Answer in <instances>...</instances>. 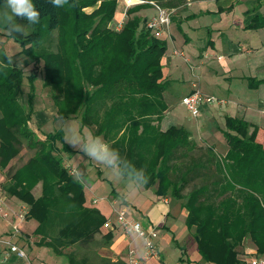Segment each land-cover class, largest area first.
Wrapping results in <instances>:
<instances>
[{
	"label": "trees",
	"instance_id": "obj_1",
	"mask_svg": "<svg viewBox=\"0 0 264 264\" xmlns=\"http://www.w3.org/2000/svg\"><path fill=\"white\" fill-rule=\"evenodd\" d=\"M155 1L178 7L187 0ZM33 3L40 12L31 34L37 40L42 30L51 33L63 21L61 8H54L48 0ZM147 3L129 7L123 28L116 30L109 23L114 20L118 0H69L72 21L65 44L61 46V40L55 51L38 53L22 41V52L36 65L44 62L45 84L54 90V118L79 117L83 127L88 126L122 157L145 170L149 177L145 188L156 185L159 195L167 196L171 190L176 199L186 196V224L204 261L245 264L238 257V248L247 235L256 243L257 252L264 254V146L257 141L259 127L244 118L227 116L224 135L228 150L223 156L211 146L200 148L183 126L161 130L159 120L168 108L162 65L167 43L145 25L139 31L144 20L136 12ZM2 4L4 0H0ZM84 7L95 9L86 13ZM262 21L264 25V15ZM35 69L28 77L30 89L24 104L20 98L23 68L8 63L0 52V170L7 169L6 193L26 202L28 218L38 222L36 243L60 255L70 246L88 244L107 218L100 209L86 204L84 186L65 167V158L75 150L64 143L62 129L48 132L42 139L30 127L36 112ZM17 130L35 151L8 174L12 159L23 152L24 142ZM193 177L194 188L183 194ZM40 183L42 193L36 197L33 189ZM69 261L76 264L71 258ZM99 264L124 263L101 257Z\"/></svg>",
	"mask_w": 264,
	"mask_h": 264
},
{
	"label": "crops",
	"instance_id": "obj_2",
	"mask_svg": "<svg viewBox=\"0 0 264 264\" xmlns=\"http://www.w3.org/2000/svg\"><path fill=\"white\" fill-rule=\"evenodd\" d=\"M140 3V0H134L130 6ZM123 4L124 0L121 10L118 8L115 13L114 22L121 21V11L127 9ZM156 12V5L148 4L136 14L146 21ZM263 15L264 0H190L181 9H177L172 17L171 36L164 37L167 50L162 58V65L163 79L167 83L164 96L168 108L159 120L161 130L183 126L190 131L191 138L193 134H199L198 137L203 139L201 142L194 135L198 146H211L216 149V146L226 145L227 151L228 142L224 135L226 117L236 116L258 126L259 138L264 131V25H261ZM255 19L257 21H254ZM175 50L184 54H176ZM186 68L190 75L182 72ZM178 71L182 74H177ZM195 85L205 93L218 91V95L232 102L215 107L202 103L200 114L192 117L188 109L183 112L180 107L184 106L182 97L192 92ZM56 114V107L50 106L47 110L35 112L34 118L41 126ZM72 157L73 155L65 158V161L72 164ZM7 177V169L0 170L2 185ZM98 179L103 182L108 180L113 186L111 192L102 196L91 190L94 182L85 190L87 203L100 209L102 214L106 218L110 217L113 222L110 227L103 225L97 233L98 236L102 232L108 242L103 245L105 253L101 255L113 262L128 264L130 245H139L141 242L126 235L117 223L115 210L120 208L141 220L146 227L158 228L160 256L153 258L149 264H164L166 248L173 243L181 249L179 259L173 260V264L199 263L201 255L192 230L188 228L186 221H178L176 208L168 196L159 195L152 188L143 187L124 201L120 198L124 191L122 183L119 189L120 182L112 181L107 176ZM181 214L187 216L188 210H182ZM37 225L35 219L27 218L22 224V233L14 234L11 223L0 216V264H63L50 247L35 242L34 230ZM184 231H187V234ZM6 240L24 249L26 257L12 251L10 245L4 242ZM192 252L194 257L189 255Z\"/></svg>",
	"mask_w": 264,
	"mask_h": 264
},
{
	"label": "rangeland",
	"instance_id": "obj_3",
	"mask_svg": "<svg viewBox=\"0 0 264 264\" xmlns=\"http://www.w3.org/2000/svg\"><path fill=\"white\" fill-rule=\"evenodd\" d=\"M127 1L124 0L123 5L126 6V8L128 9V7H131L130 4L133 2L127 3ZM140 1L142 3L148 2L146 5H148V4L159 5V3L155 0H147V1L146 0H140ZM189 1L190 0H187L186 2L179 5L178 7H167V6H163V5H161V6L166 7V8H170V9H174V11L172 13V17H173V15L177 11V9H179V8L181 9V7H183L185 4H188ZM119 2L122 3V0L118 1L117 9L119 8L118 10H121L122 5ZM99 4H100V2L98 3V6H99ZM94 9H95L94 7H84L83 11H85L86 13H91ZM127 9L121 11V21H118V22L111 21L109 23V26L112 29H114L116 27L117 28L120 27L119 30H121L123 28L126 20L128 19V16H129L127 14ZM4 10H5L4 4L0 5V13H2ZM61 16H62L63 25H61L60 28H58L57 30H55L51 33H48L47 31L42 30L43 35L41 37H38L37 40H35L34 36H31V34L35 30V28L32 25L29 26L27 24H24L25 25V33L22 35L21 34L9 35L6 31V29L4 28V26L0 25V52L13 55L14 63L16 65H18L19 67L23 68V71H24L23 93L20 95L21 102L24 104H27V94H28L29 89H30V83H29L28 77L30 74H32V72H34V70H36L35 67L38 70V76L35 80L36 92H35V99H34V104H35L34 109L36 112L44 110V109L47 110L48 107L50 108V106H54V99H53L54 90H52V88L50 86L45 84L46 71L44 68V62L41 61L39 64L36 65L34 63V61L31 60L30 57L23 54L22 50H23L24 45H25L27 47H33L34 51L38 52V53L42 52V49L49 50V51H55L56 45L58 44L59 41H61V40L63 41L61 46L63 44H65L64 39L68 35V31H69L68 27H69L70 21H72V19H71L72 14H71L70 10L68 9L67 5H65L64 7L61 8ZM144 25L146 26V21H142L141 25H139V27H138L139 31H142L144 29ZM22 41H23V43H25L24 45H23ZM168 45H170V43H168ZM180 70L181 69H179V71ZM179 71L177 73L179 75H181L182 72L185 75L186 74L190 75V72L187 68L182 70L181 73H179ZM211 91L215 92V93L209 92L210 94H215L219 97H224V96L218 95L220 93L218 91H214V90H211ZM226 99H228V98H226ZM231 102L232 101H230L229 103H231ZM203 105L208 106V107H215V106H218L219 104L216 103V104L211 105L208 103H204ZM184 106H181L180 109L183 112H187V108ZM201 108H202V106H201ZM65 121L71 122L73 127L78 128L85 133H87L88 131H91V129L88 126H84V127L82 126L81 120L79 117H72V118H69ZM65 121L60 120V119L58 120L54 117H51L48 122H46L45 124L40 126V125H38V123L36 122V120L33 116V120L30 123V127L34 130L36 137H40L43 139L46 137L45 136L46 133L51 132V131H55L58 129H62ZM251 130H252V128H251ZM17 134H19L21 139H23V142H24V145L22 148L23 152H22L21 156H18V157L16 156L15 158L12 159V161L10 162V164L8 166L10 168V169H8V174H10L19 165L26 162V160L31 155H33V153L35 151V149L28 147L27 140L22 136L20 130H17ZM194 135L195 134L192 135V138H191L192 140H194ZM198 135L199 134L195 135L196 138L199 141L203 142V139L198 137ZM209 141L211 142V140H209ZM257 141L262 143L264 146V131L261 133L259 138L257 136ZM225 146H216L215 151L218 153V155L223 156L226 154L227 146L226 147ZM204 147H205L204 145L200 146V148H204ZM70 161L72 164L80 166V168L83 167L84 169L87 170L88 176H89V183L83 185L85 190H86V187L90 183L92 184L94 182L90 188L92 191L97 192V194L102 196L103 194L106 195V193L111 192L112 187H113L111 182L108 180L103 182L100 179H98V178H102L105 176H107V178L111 179L109 177V175L107 174V172L104 169H102V167L98 166L97 164H95L94 162H92L90 160L80 159V154L76 153V152L73 155V157L70 159ZM65 163H66V161L64 160V165H65ZM198 181H199V179L196 178V182H198ZM40 187H41V183L36 185L35 188L33 189V193L36 197H38L42 193V188H40ZM118 187H119V189H121V183L118 184ZM156 187H157L156 185H153L150 188H152L154 191H156ZM192 188H194V177L192 178V181L190 180L189 184H186L185 190H183V194L187 195V193ZM168 194H167V196L170 198L172 205L176 208L175 212L177 214V217H179L178 221L179 220L186 221L185 218H187V216L181 214L182 210L187 209L185 206H183V203L186 201V196H185V198H182V199H176L175 196H174L175 198L173 196H171L172 195L171 190L169 191ZM7 196L9 197L10 201L17 206L20 203H26V202L22 201L21 199L15 197V196H10L9 194H7ZM86 204L88 206H94L93 204L87 203V201H86ZM31 219H34V218H31ZM100 231H101V229H100ZM165 231L170 233L169 230H165ZM184 233L187 234V231H184ZM132 238H133V236H132ZM34 239H35V242H37V240H39V236L34 235ZM107 243L108 242L106 240V237L104 235H102V232H100L98 236L96 233L93 236V239L88 244H76L74 246H70V247L65 249L63 254H60V255L56 254L55 252L54 253L57 256H59L58 259L63 264H71L69 261L70 258L76 264H98V261H100L101 257H105L101 254L105 253V249H104L105 246L103 247V245H105ZM253 248H254V251L252 252ZM166 249H167V251H166V254L164 255L165 256L164 264H169V263L173 264L175 259H179V256L181 255V249H180V247H177L175 245V243L171 244V246H167ZM192 249L194 251V248H192ZM238 251H239L238 257H240V256L242 257L239 259L242 262H244L245 264H248V262H249V264H251L252 258L264 257V254L257 252L256 243L254 242L251 235L246 236V238L243 241L242 246L238 248ZM189 255H190V257H194V252H192V254H189ZM199 259H200V261L198 260L199 261L198 264H210V263L204 261L200 256H199ZM81 260H83L84 263H81L82 262ZM180 264H182V263H180ZM185 264H188V263H185Z\"/></svg>",
	"mask_w": 264,
	"mask_h": 264
},
{
	"label": "clouds",
	"instance_id": "obj_4",
	"mask_svg": "<svg viewBox=\"0 0 264 264\" xmlns=\"http://www.w3.org/2000/svg\"><path fill=\"white\" fill-rule=\"evenodd\" d=\"M48 2L56 9L69 4V0H48ZM4 9L0 13V25L4 26L9 35L25 33V25L17 22V18L26 20L29 26L40 21V12L33 0H4ZM5 57L8 63L14 62L13 55L5 53ZM62 131L64 143L79 153L80 159L94 162L102 167L113 181L124 185L121 200H128L148 183L149 177L145 170L137 168L133 162L122 157L119 151L102 137L94 135L91 131L85 133L73 127L68 121L64 122ZM70 175L81 185L89 183L88 172L84 168L75 167Z\"/></svg>",
	"mask_w": 264,
	"mask_h": 264
},
{
	"label": "built area",
	"instance_id": "obj_5",
	"mask_svg": "<svg viewBox=\"0 0 264 264\" xmlns=\"http://www.w3.org/2000/svg\"><path fill=\"white\" fill-rule=\"evenodd\" d=\"M127 1V0H126ZM129 1H127L128 3ZM157 12L147 18L146 28L151 31L156 37L171 36L172 26V13L174 9L166 8L161 5L155 4ZM119 30L120 27H116ZM176 54L183 55L184 53L175 50ZM230 102L225 97H219L215 94L205 93L197 85L194 90L182 97V103L187 107L192 117H197L200 114V105L202 103L226 105ZM65 167L69 172L75 168L70 163L66 162ZM168 202V200H166ZM116 221L121 227L122 231L128 235L133 236V240L139 239V245H130L128 249V264H149L153 258L160 256L158 249V234L157 227H146L143 222L129 214L125 209H116ZM29 213V206L27 204H13L6 194L4 186L0 183V216L8 220L14 230V234L22 233V224L27 220ZM113 224L112 219L109 217L104 225L110 227ZM10 245L11 250L18 253L22 257H26L24 249L13 244L10 240L4 241ZM251 264H264V257L253 258Z\"/></svg>",
	"mask_w": 264,
	"mask_h": 264
}]
</instances>
